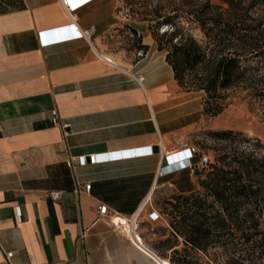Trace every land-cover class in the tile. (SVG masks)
<instances>
[{
	"label": "crops",
	"instance_id": "obj_1",
	"mask_svg": "<svg viewBox=\"0 0 264 264\" xmlns=\"http://www.w3.org/2000/svg\"><path fill=\"white\" fill-rule=\"evenodd\" d=\"M69 4L90 36L44 44L41 33L72 23L61 1L0 0V264H158L157 244L173 230L161 203L200 190L199 151L190 163L166 157L195 147L204 97L180 87L153 34L127 23L120 4ZM52 111L70 124L67 137ZM112 218L130 223L133 237Z\"/></svg>",
	"mask_w": 264,
	"mask_h": 264
},
{
	"label": "trees",
	"instance_id": "obj_2",
	"mask_svg": "<svg viewBox=\"0 0 264 264\" xmlns=\"http://www.w3.org/2000/svg\"><path fill=\"white\" fill-rule=\"evenodd\" d=\"M189 15L200 38L168 14L157 23L172 31L154 39L180 87L202 92L205 115L218 116L227 107L224 93L255 79L249 63L264 61V0H206ZM205 170L199 192L166 202L173 230L160 243L171 250V264H264V158L224 155ZM248 243L250 254L234 253Z\"/></svg>",
	"mask_w": 264,
	"mask_h": 264
},
{
	"label": "rangeland",
	"instance_id": "obj_3",
	"mask_svg": "<svg viewBox=\"0 0 264 264\" xmlns=\"http://www.w3.org/2000/svg\"><path fill=\"white\" fill-rule=\"evenodd\" d=\"M120 4L121 16L132 26L143 27L145 33L157 34L169 30L171 26H158V15L178 16L176 23L183 27L184 32L193 33L200 38L202 33L199 30H190L191 15L189 12L193 7L201 6L206 0H110ZM214 4H220V0H212ZM175 11V13H173ZM128 39L137 37L133 28L127 29ZM129 43V42H128ZM256 70L255 79L251 83L240 85L225 92L226 108L218 116H207L204 111L200 114L199 132L195 134L193 142L197 152L202 156L203 165L207 159L209 165L217 163L219 157L227 155L240 156L241 153H250L258 159L264 158V95H259L264 91V81L259 80L264 76V61L258 59L249 63ZM263 78V77H262ZM261 78V79H262ZM199 97L203 93H198ZM203 104V102H202ZM223 135V136H218ZM224 138V139H223ZM201 178L206 179V170L201 171ZM164 214L170 212L166 202L161 203ZM169 220L170 216L166 215ZM264 223V217L261 218ZM227 237V236H226ZM157 249L163 256L162 259L170 260L168 257L171 250L161 243ZM250 243L244 247H238L234 252L237 254H250L248 250Z\"/></svg>",
	"mask_w": 264,
	"mask_h": 264
},
{
	"label": "built area",
	"instance_id": "obj_4",
	"mask_svg": "<svg viewBox=\"0 0 264 264\" xmlns=\"http://www.w3.org/2000/svg\"><path fill=\"white\" fill-rule=\"evenodd\" d=\"M61 3L63 4V6L66 8L70 19L72 21L71 25L68 27H65L63 29H60L58 31L55 32H49V33H41L40 37H42V41L44 44H46V40L50 39L51 36L50 35H58L61 36L62 39H66V38H77V37H84L85 39H88L89 35V31H83L80 30V28L77 26V22L78 20L76 19V16L73 15L74 14V10L71 8V4H69V0H60ZM71 29V31H73V35L68 36L66 33L67 31ZM137 81H139L140 83L142 82V79H138ZM52 122L54 125L59 126L62 131L64 132L65 137H67L69 135L68 132H66L67 130H69L70 128V124L69 123H64L61 121V119L59 118V116H57L56 111H52ZM161 148V147H160ZM149 153H152V148H145L142 150H133V151H117L114 153H101V154H97V155H92L90 156V163L92 165L98 164V163H102V162H108V161H114V160H118L120 158H127V157H133V155H149ZM197 154V150L195 147L193 148H186L184 150H181V152H176L174 154H169L166 157V160L169 163H173V162H182V161H186V163H190V161L192 160V158ZM87 158L88 156H77V157H70L69 160L66 162L67 166L69 168H76V167H85L86 165H88L87 163ZM191 167V165H190ZM91 184H86L85 186V191L88 192L91 189ZM80 188H78L77 192H79ZM59 192H55V194H51V196L54 199H57L60 197ZM98 211V215L102 218L103 216H107L110 213V210L108 209V206L103 205L98 207L97 209ZM116 220H118V218H112L111 222L114 225H117L118 227L120 225L116 224ZM138 226V224L135 225V228ZM137 239L139 240V237H137ZM13 252L9 251L6 255L9 258V256H12Z\"/></svg>",
	"mask_w": 264,
	"mask_h": 264
},
{
	"label": "bare ground",
	"instance_id": "obj_5",
	"mask_svg": "<svg viewBox=\"0 0 264 264\" xmlns=\"http://www.w3.org/2000/svg\"><path fill=\"white\" fill-rule=\"evenodd\" d=\"M116 224L121 225V227L123 228L124 232L128 236H130V237L132 236L133 237V235L131 233L132 229H131V226L129 225L130 223L128 224V222H125V221L120 220V221H117ZM139 240H140V243H142L141 238H139ZM138 244H139V242H138ZM139 246H140V248H143L142 245L139 244ZM143 250H145V248H143ZM156 260H157L158 264H171L170 260L161 259L158 256H156Z\"/></svg>",
	"mask_w": 264,
	"mask_h": 264
},
{
	"label": "water",
	"instance_id": "obj_6",
	"mask_svg": "<svg viewBox=\"0 0 264 264\" xmlns=\"http://www.w3.org/2000/svg\"><path fill=\"white\" fill-rule=\"evenodd\" d=\"M153 150H154L155 153L159 152V148L158 147H154ZM90 160H91L90 157H88L87 158V163H90ZM207 163H208V161H207V159H205L204 162H203V165L206 166Z\"/></svg>",
	"mask_w": 264,
	"mask_h": 264
}]
</instances>
